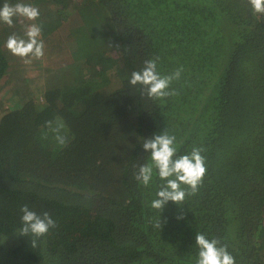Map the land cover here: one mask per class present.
<instances>
[{
  "label": "trees",
  "instance_id": "1",
  "mask_svg": "<svg viewBox=\"0 0 264 264\" xmlns=\"http://www.w3.org/2000/svg\"><path fill=\"white\" fill-rule=\"evenodd\" d=\"M5 2L39 9L44 56L16 73L6 40L31 21L0 22V90L19 95L4 107L0 94V264H196V233L235 264H264V14L247 0ZM157 57L161 75L183 68L177 95L129 83ZM47 121L64 125L66 146ZM162 130L177 156L202 147L206 172L160 212L165 181L154 168L144 186L133 166L151 163L142 143ZM25 204L56 226L19 234Z\"/></svg>",
  "mask_w": 264,
  "mask_h": 264
},
{
  "label": "clouds",
  "instance_id": "2",
  "mask_svg": "<svg viewBox=\"0 0 264 264\" xmlns=\"http://www.w3.org/2000/svg\"><path fill=\"white\" fill-rule=\"evenodd\" d=\"M247 4L251 6L254 13L264 14V0H247ZM39 15V9L36 6L23 2H17L14 5L5 2L0 6V22L8 26L13 25V17L35 21ZM40 36L41 27L38 24H24V35L10 34L6 40V48L13 55L22 58L25 64H30L33 58L38 60L44 56V41L39 39ZM157 59L158 57L145 60L141 70L131 73L129 83L134 86L140 85L142 95L152 99L177 95V91L171 89L170 85L173 80L180 79L183 68H178L168 75H161L157 71ZM46 125L53 133L56 142L62 147L66 146L68 137L63 133L64 125L60 121H47ZM142 146L145 152L150 154L151 163L134 165V179L148 186L155 168L159 178L165 181L158 187L157 198L151 201L152 208L161 212L169 201L181 205L186 195L181 184L190 188L188 194H195L198 191V186L202 183L206 172L202 147L194 146L190 153L177 156L176 137L166 130L145 138ZM20 211L23 213L21 216L23 226L19 230L21 235L27 236L31 233L35 237H40L56 226L55 220L48 212L38 214L30 210L26 204L21 206ZM154 226L161 229L160 218ZM35 243L33 240V246ZM195 244L198 247L196 264H235V258L227 250L228 246L222 244L219 238L209 239L202 233H196Z\"/></svg>",
  "mask_w": 264,
  "mask_h": 264
},
{
  "label": "rangeland",
  "instance_id": "3",
  "mask_svg": "<svg viewBox=\"0 0 264 264\" xmlns=\"http://www.w3.org/2000/svg\"><path fill=\"white\" fill-rule=\"evenodd\" d=\"M30 23H35V21H31ZM44 27H46L47 29H49L48 25H45ZM114 40H111L112 44H114L115 42H113ZM18 61V62H16ZM11 68L14 71H17L16 73H21V72H25L26 66L24 65V61L22 58H14L11 59L10 62ZM0 94H3L4 96L2 97V100L5 101V103L3 104V106H10L13 104V102H16L15 100L18 99L19 95L13 99L12 95H15V92H13L12 90V85H8L6 84L4 86V89L0 90ZM19 94V92H18ZM16 96V95H15Z\"/></svg>",
  "mask_w": 264,
  "mask_h": 264
}]
</instances>
